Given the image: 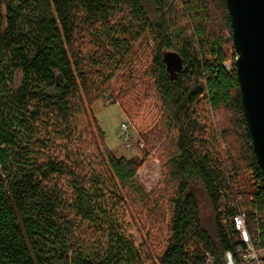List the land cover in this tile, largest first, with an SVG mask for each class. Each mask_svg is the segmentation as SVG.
I'll use <instances>...</instances> for the list:
<instances>
[{"label":"trees","instance_id":"trees-1","mask_svg":"<svg viewBox=\"0 0 264 264\" xmlns=\"http://www.w3.org/2000/svg\"><path fill=\"white\" fill-rule=\"evenodd\" d=\"M235 56L225 0H0V264H242L238 213L264 248ZM105 95L144 148L114 155L95 123L96 169L73 144Z\"/></svg>","mask_w":264,"mask_h":264},{"label":"water","instance_id":"water-1","mask_svg":"<svg viewBox=\"0 0 264 264\" xmlns=\"http://www.w3.org/2000/svg\"><path fill=\"white\" fill-rule=\"evenodd\" d=\"M225 4L241 105L253 153L264 177V0H225Z\"/></svg>","mask_w":264,"mask_h":264},{"label":"rangeland","instance_id":"rangeland-1","mask_svg":"<svg viewBox=\"0 0 264 264\" xmlns=\"http://www.w3.org/2000/svg\"><path fill=\"white\" fill-rule=\"evenodd\" d=\"M233 64L234 61H231L227 65L232 66ZM116 96L105 95L97 99L90 108L85 106L81 111L80 133L76 136L73 145L78 146L81 155L88 159L89 167L97 169L102 163L97 151L99 144L95 123L103 132L105 146L111 153L125 158L140 159L142 157L143 142L136 127L126 117ZM123 124L125 130L122 128ZM80 135L81 137H79ZM166 159L165 156L162 158L149 156L138 170V181L150 197H153L161 188L160 184L164 179L163 163ZM201 203L203 213L209 214V204L203 194ZM130 211L135 213L132 208Z\"/></svg>","mask_w":264,"mask_h":264},{"label":"built area","instance_id":"built-area-1","mask_svg":"<svg viewBox=\"0 0 264 264\" xmlns=\"http://www.w3.org/2000/svg\"><path fill=\"white\" fill-rule=\"evenodd\" d=\"M125 130V125H122ZM235 229L240 232L243 240V247L239 248V253L242 264H263L264 261V248L258 247L256 241L253 240L247 233L244 217L238 213L232 218ZM226 264H238L235 260L234 254L230 251L225 252ZM213 258L207 256L206 264H212Z\"/></svg>","mask_w":264,"mask_h":264}]
</instances>
